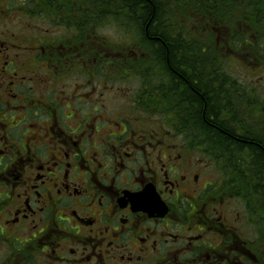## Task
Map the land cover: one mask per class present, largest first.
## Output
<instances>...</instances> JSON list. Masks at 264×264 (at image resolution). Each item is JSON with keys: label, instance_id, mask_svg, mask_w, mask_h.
Segmentation results:
<instances>
[{"label": "flooded vegetation", "instance_id": "af4514ba", "mask_svg": "<svg viewBox=\"0 0 264 264\" xmlns=\"http://www.w3.org/2000/svg\"><path fill=\"white\" fill-rule=\"evenodd\" d=\"M1 1L9 15L12 0ZM25 40L0 30V264H264V158L253 151L264 128L256 138L233 111L218 127L205 109L211 135L191 124L199 106L173 101L180 83H157L156 66L180 76L170 62H151L136 88L120 73L96 87L99 70L142 63L105 46L73 62V35ZM199 65V90L184 80L183 94L216 99L222 82L211 88ZM78 70L85 79L73 83ZM115 82L133 92L127 111L107 108Z\"/></svg>", "mask_w": 264, "mask_h": 264}, {"label": "trees", "instance_id": "16d2710c", "mask_svg": "<svg viewBox=\"0 0 264 264\" xmlns=\"http://www.w3.org/2000/svg\"><path fill=\"white\" fill-rule=\"evenodd\" d=\"M86 5H89L88 2ZM101 9L107 8L113 3L120 2L124 8L126 16L133 21L139 30L138 38L141 41V46L147 50L150 55H152L154 62L166 64L170 62L174 71L180 75H171L170 70L165 66L163 69V74L159 76V80L164 84L162 87L163 92L166 91L165 82L166 78L174 79L172 82L176 84L177 80L180 85L175 91L173 101L177 104L180 103L186 106L185 98L190 99V107L199 106L200 112H196L195 115H191V124L201 126V129L207 135H211L210 130L207 128L206 123H201L203 110L205 109V119L211 124H218L220 117L224 115L225 111H233L237 116H240L245 112L247 105L255 109H264V101H256L251 98V89L246 90L249 85L243 86L239 81L231 80L226 78L223 83L222 77H227L223 70V75L218 74L220 78L221 91L220 96L217 98L210 99L209 95H205L204 99L200 98L197 94H192L187 88V93L192 94L193 97L186 96L183 94V87H187L186 82L188 81L192 87L198 89L195 82L198 81V66L202 64L201 68L206 71V77L211 78L217 76L215 63L216 59L213 55V47L211 39L201 42L199 38L200 32L196 33H183V31L175 33L168 26V21H166V14L172 13L177 16L179 12V7L182 5L187 7L192 13H196L197 16L203 15L204 19L207 20L205 26L206 34L217 38V44L221 40V36H226L225 30H230L229 23L232 21L234 23H243L244 28H237L234 25L235 32L230 39L225 38L221 40L220 46L226 50V52L232 53L233 50H238L246 52L248 57L246 60H251L250 57L255 56L258 60L256 63L261 61V67L264 68V0H248L245 5L240 9L242 10V16H238L240 19L234 21L235 12H232V5L236 4L237 0H100ZM247 1V0H244ZM239 2H242L239 0ZM19 4V7H15L20 12H25L31 17L41 16L40 14L43 9L49 10L55 8L58 10L57 16L60 13L65 17L64 22L70 21L72 15H77L75 9L73 10L74 3L72 0H12L10 6ZM169 8H176L170 11ZM38 12V14H37ZM101 12V11H99ZM232 12V13H231ZM104 11L102 12V14ZM237 13V12H236ZM241 14V13H240ZM80 15V14H78ZM232 15V16H230ZM62 16V15H61ZM97 16V15H96ZM96 16L92 15L93 18ZM233 17V18H232ZM87 18H90L88 15ZM92 18V19H93ZM79 21V17H76ZM229 22V23H228ZM213 35V36H212ZM208 38V36H207ZM254 54V55H253ZM254 58V57H253ZM181 77V78H180ZM184 80H187L186 82ZM187 82V83H188ZM215 82L213 78L209 82L211 88H213ZM236 84V85H235ZM175 86V85H174ZM182 88V89H181ZM199 90V89H198ZM255 95L253 94L252 97ZM236 99V100H235ZM253 101V102H252ZM206 107L204 108V105ZM194 111V110H193ZM216 112V114H215ZM169 118V117H168ZM213 118V120H212ZM241 121L239 124L243 125V117H240ZM227 125L233 128L231 123ZM224 125H222L223 127ZM250 129V127H247ZM202 130V131H203ZM253 134L256 138H262V130H257L252 128ZM219 136H216L218 140L223 142L230 141L234 142L230 136L227 134L218 132ZM240 130L234 129L230 133L232 136H239ZM258 138V139H259ZM228 144H223L220 146L223 152L231 151L228 149ZM240 151V150H239ZM255 157L258 159L264 158V144L261 147L255 146L253 148ZM241 152V151H240ZM261 167V164H258Z\"/></svg>", "mask_w": 264, "mask_h": 264}, {"label": "rangeland", "instance_id": "374dc122", "mask_svg": "<svg viewBox=\"0 0 264 264\" xmlns=\"http://www.w3.org/2000/svg\"><path fill=\"white\" fill-rule=\"evenodd\" d=\"M83 1L88 2L89 5H86V3L81 0H73V10L75 9V12L77 13V15H73V24L64 22L65 17L62 13H60V16H54L51 14L46 15L43 13L44 16L41 15L37 17H31L25 12H23L25 15L21 14L18 12L19 10L15 8L19 7V4L15 3V5L11 6L9 15L0 13V30H9L13 34L26 38L25 41L27 42L24 46L28 45V41H30L31 45H36L39 41H44L48 35H54L57 38L60 37L62 40L69 39L73 35V47L77 45L76 50L78 53V58H76L73 53V62L95 61L96 59L89 57V52H93V50L98 47L105 46L109 50L110 55H114V52L117 54L121 53L119 54L121 55L119 60L124 61V64L142 63V65L136 66L137 69L134 68L131 71L114 70L113 72L106 73L105 71L99 70L98 75H96L99 79L94 81L96 87L101 86V78H103L102 74H110L107 78H121L120 74H124L123 77L125 78V81L130 82L132 88L138 87L143 83L145 78L150 76L149 73L145 76L143 73L150 71L149 68L151 66L149 64L154 62V59L152 55L141 46V41H139L137 36L139 30L136 25L126 16L124 8L120 2L113 3L107 8L104 7L101 9L100 0ZM240 1L242 2H239V0L236 1L235 7L232 5V12H235L236 14V16H234V21L240 19L238 16H242L243 13L240 9L245 5V2H248V0ZM6 2L7 0H2L1 7L3 3V6H6ZM169 9L172 11V9L176 8ZM103 11L104 13L102 14ZM179 12L180 13L177 16L172 13L165 15L170 29L175 33L183 31V33L191 32L197 34L200 32L199 38H202L200 39L201 42L211 39L213 55L216 62L218 61V63H215L217 69L216 72L220 75L224 70V72H226L225 74L228 75L227 77L221 76L223 83L226 81L224 79L229 78L231 80L239 81L243 86L248 84L249 87L246 90H252V92H250L252 93L250 97L256 101H264V68H260L261 61L259 60V63H256L258 60L255 59V56L250 57L251 60H246V57H248L246 52L233 50V52L230 53L226 52V50L220 46L221 40H224L225 38L230 39L234 34V25L240 24L236 27L244 28V24L234 23L232 21L230 23L228 22L230 30H225L226 36H221V40L218 42L219 44H217L216 37H213L212 39L211 36L205 35L207 20L204 19L203 15L202 17L197 16L196 13H192L183 5L179 7ZM40 14H42V11ZM88 15L90 18H87ZM92 15L97 16L93 18ZM76 17H79V21L76 20ZM156 67L157 83H159V76L163 74V71L160 67ZM112 73L120 74L116 75ZM73 74H75V72H73ZM216 77H218V75ZM76 79L83 81L85 79L84 71L82 72V70H78L77 75L73 76V83L76 82ZM127 79H130V81ZM116 83L117 82H115L114 85V91L106 97L108 98L107 108L115 111H127L126 109H130V96L133 92H126L124 95L122 94L124 92L116 91L117 88H126L124 82L123 84ZM253 94L255 95L254 97H252ZM234 116H236L235 113ZM241 116L243 117V127L252 126L260 131L264 128V109H253L247 105L245 112L236 117L238 122L241 121ZM226 117L227 116L224 115L223 119ZM157 122L158 124L161 123L163 126H172L175 124L171 118L160 113H158Z\"/></svg>", "mask_w": 264, "mask_h": 264}]
</instances>
